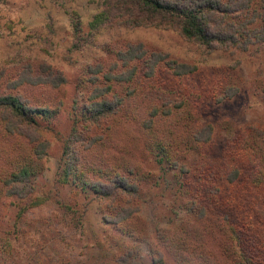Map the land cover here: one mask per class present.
<instances>
[{
  "label": "rangeland",
  "instance_id": "1",
  "mask_svg": "<svg viewBox=\"0 0 264 264\" xmlns=\"http://www.w3.org/2000/svg\"><path fill=\"white\" fill-rule=\"evenodd\" d=\"M101 1L0 0V94L28 62L35 68L51 65L67 81L58 88L9 90L46 111L37 118L48 148L36 159L27 137L5 133L0 115V264H121L122 257L126 264H159V253L163 264H177L179 249L188 261H204L214 251L213 264H221L228 200L238 210L234 218L248 229V241L260 248L256 255L264 257V219L253 210L264 198V42L246 51L207 52L171 29L105 27L97 20ZM74 23H80L86 42L72 37ZM129 45L135 51L141 46L144 56L118 68H133L131 79L110 82L108 98L122 97L121 110L101 119L99 127L93 123L86 134L104 136L89 161L96 165L101 158L105 167L122 171L138 186V198L124 195L110 205L60 177L61 154L74 121L86 115L92 87L88 67L107 70L115 52ZM159 55L165 60L156 61ZM170 60L193 71L177 75L165 64ZM108 83L100 79L98 85ZM227 88L237 91L222 99ZM206 126L212 128L209 141L196 142L193 135ZM173 161L187 170L173 167ZM20 164L30 167L32 192L8 197L1 181ZM234 167L243 174L237 188L215 176ZM200 170L213 172L215 182L200 187ZM219 187L230 197L219 194ZM202 197L218 202L208 206L207 218L196 221ZM119 207L138 212L122 223L111 222Z\"/></svg>",
  "mask_w": 264,
  "mask_h": 264
},
{
  "label": "trees",
  "instance_id": "2",
  "mask_svg": "<svg viewBox=\"0 0 264 264\" xmlns=\"http://www.w3.org/2000/svg\"><path fill=\"white\" fill-rule=\"evenodd\" d=\"M100 6L103 7V10L97 15V20L102 22L105 27L118 25L133 28L171 29L177 31L185 40L198 45L207 52L215 50L246 51L251 45L264 42V0H102ZM73 28L72 37L79 41L85 40L79 33L80 23H74ZM140 47H138V51H135L129 45L126 50L115 52L116 61L110 64L107 70L102 65L88 67V72L91 74L88 80L92 87L88 96V103L84 106L86 115L81 118V122L74 121L71 133L64 139L62 148L60 177H63L65 182L72 183L75 186L89 188L97 200L109 202L110 205L116 204L118 198L124 195L134 197V199L138 198V186L135 182H131L122 171L110 166L105 167V163L101 158L95 162L96 165L91 163L89 161L92 155L90 151L100 143L104 136L92 139L86 134L90 133L93 123H97L96 126L99 127L101 119L118 115L123 98L118 95L111 99L108 98L109 93L112 91L110 82H127L132 78V75H134L133 68H127L124 71H118V68L127 67L131 60L142 59L144 51ZM155 56L156 54H153V57ZM157 58L159 59H156V61L159 62L165 60L161 55ZM40 64L39 68H35L33 63H25L19 78L7 83V92L0 94V115L5 122L3 130L9 135L19 134L27 137L32 145L31 153L36 159L45 157L48 148V142L42 138L43 133H41L45 128L37 118V115L38 117L46 115V111L30 107L26 104L28 102L23 101L19 95L11 93L9 90H16L24 85L58 88L66 84L67 81L62 72L53 69L51 65ZM153 64L155 62L149 65L152 66L151 70ZM165 64L177 75L193 71L185 64H177L172 60L165 62ZM100 79L109 83L105 86H99ZM236 91V88H227L222 99L232 97ZM84 122L87 124L81 128L80 123ZM211 135V126H206L205 130L201 129L196 132L193 138L196 142L206 144ZM159 148L164 150L165 145ZM103 165L105 168H102ZM172 166H178L176 161L172 162ZM177 168L182 172L187 170L184 165ZM259 168L262 172L263 167L260 166ZM216 173L215 176L220 177L228 186L231 185L234 188L238 187V181L242 180L243 175L238 167L232 168L225 174L219 171ZM200 175L202 179H199V186L203 188L208 187L209 183H213L216 178L212 177L213 172L211 171L208 173L200 170ZM30 178V167L26 164H20L8 171L1 181L2 186L6 188V196L26 197L32 192ZM246 180L248 182L255 181L252 180V177H247ZM198 190V193L202 191L201 188ZM216 190L218 191L217 188ZM220 193H222V190L219 187ZM225 193L227 191L223 190L222 195ZM227 194L230 197V193ZM200 195L201 193H199V196L197 194V199H201ZM216 198H220L222 203V196ZM202 199L203 201L200 203L202 205H197L199 211L194 215L196 221L207 218L208 206L210 204L215 205V202H218V200L210 202L208 200L207 202L203 197ZM261 202L263 206L254 204L253 210L257 213V218L259 216V218L264 219V198ZM128 207H119V212L109 220L114 223H122L131 219L138 212V209ZM230 209H233V211H229ZM193 210L191 208L187 210L189 215L195 213ZM223 210L226 211L223 220L226 224L224 231L227 235V243L223 247L224 253L222 252V254L224 255H222L221 264H264V257L256 255L260 248L256 246L254 240L248 241V229L244 224H241L242 222L236 216L234 218L232 212L236 213L238 210L232 206V201H225ZM105 218L108 220V217ZM166 243L167 247H170V242L166 241ZM178 247L180 248V246ZM178 252L177 264H199V262L203 264L204 261L213 264L216 261L214 251H210L211 257L205 255L204 261L191 260L190 257L188 261V254L183 253L180 249ZM159 256V264H163L161 253H159ZM118 262L126 264V259L122 257Z\"/></svg>",
  "mask_w": 264,
  "mask_h": 264
}]
</instances>
